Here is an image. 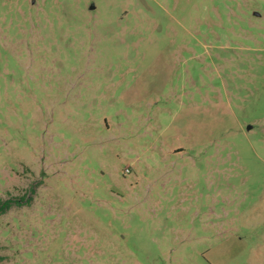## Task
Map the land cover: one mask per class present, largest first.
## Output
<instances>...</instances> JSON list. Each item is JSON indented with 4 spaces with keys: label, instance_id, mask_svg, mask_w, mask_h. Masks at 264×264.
Returning a JSON list of instances; mask_svg holds the SVG:
<instances>
[{
    "label": "rangeland",
    "instance_id": "374dc122",
    "mask_svg": "<svg viewBox=\"0 0 264 264\" xmlns=\"http://www.w3.org/2000/svg\"><path fill=\"white\" fill-rule=\"evenodd\" d=\"M4 201L0 264H264V0H0Z\"/></svg>",
    "mask_w": 264,
    "mask_h": 264
},
{
    "label": "trees",
    "instance_id": "16d2710c",
    "mask_svg": "<svg viewBox=\"0 0 264 264\" xmlns=\"http://www.w3.org/2000/svg\"><path fill=\"white\" fill-rule=\"evenodd\" d=\"M18 202V201H17ZM11 201H4L0 203V213H5L12 205Z\"/></svg>",
    "mask_w": 264,
    "mask_h": 264
},
{
    "label": "water",
    "instance_id": "95a60500",
    "mask_svg": "<svg viewBox=\"0 0 264 264\" xmlns=\"http://www.w3.org/2000/svg\"><path fill=\"white\" fill-rule=\"evenodd\" d=\"M255 15H259V14L255 13Z\"/></svg>",
    "mask_w": 264,
    "mask_h": 264
}]
</instances>
